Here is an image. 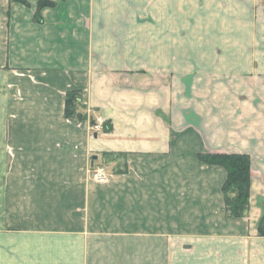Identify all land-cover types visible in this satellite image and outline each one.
<instances>
[{
    "label": "crops",
    "instance_id": "0c3cea01",
    "mask_svg": "<svg viewBox=\"0 0 264 264\" xmlns=\"http://www.w3.org/2000/svg\"><path fill=\"white\" fill-rule=\"evenodd\" d=\"M52 1L0 0V264H264V0ZM207 154L250 157L245 218Z\"/></svg>",
    "mask_w": 264,
    "mask_h": 264
},
{
    "label": "trees",
    "instance_id": "16d2710c",
    "mask_svg": "<svg viewBox=\"0 0 264 264\" xmlns=\"http://www.w3.org/2000/svg\"><path fill=\"white\" fill-rule=\"evenodd\" d=\"M12 3L29 8L27 0H10ZM56 6L52 0H38L35 22L42 24L41 11L51 9ZM82 95L78 91L69 92L65 99V118L76 119L79 122L89 120L90 126L94 127L96 121L78 112V104ZM102 132L110 134L113 132V125L110 121L103 124ZM200 162L218 166L227 172V180L223 186L222 193L224 196L226 215L232 219H243L247 216L250 207L252 167L251 159L242 154H207L199 155ZM258 235L264 238V215L258 224Z\"/></svg>",
    "mask_w": 264,
    "mask_h": 264
},
{
    "label": "built area",
    "instance_id": "2783aa9c",
    "mask_svg": "<svg viewBox=\"0 0 264 264\" xmlns=\"http://www.w3.org/2000/svg\"><path fill=\"white\" fill-rule=\"evenodd\" d=\"M91 129L93 133H100L103 129V122L98 120L96 125ZM91 177L98 184H106L109 180V174L102 165L91 169Z\"/></svg>",
    "mask_w": 264,
    "mask_h": 264
},
{
    "label": "rangeland",
    "instance_id": "374dc122",
    "mask_svg": "<svg viewBox=\"0 0 264 264\" xmlns=\"http://www.w3.org/2000/svg\"><path fill=\"white\" fill-rule=\"evenodd\" d=\"M56 7H57V3H56V6H55L54 8H56ZM54 8H51V9H54ZM92 115H93L92 113L89 114V117H92V118H93ZM103 167L105 168L106 172L108 173V171H107V167H106L105 165H103ZM108 174H109V173H108Z\"/></svg>",
    "mask_w": 264,
    "mask_h": 264
},
{
    "label": "water",
    "instance_id": "95a60500",
    "mask_svg": "<svg viewBox=\"0 0 264 264\" xmlns=\"http://www.w3.org/2000/svg\"><path fill=\"white\" fill-rule=\"evenodd\" d=\"M97 160V157H94L93 161L95 162Z\"/></svg>",
    "mask_w": 264,
    "mask_h": 264
}]
</instances>
